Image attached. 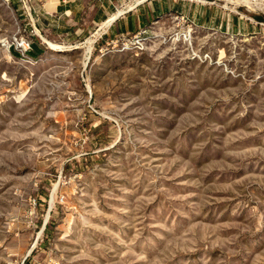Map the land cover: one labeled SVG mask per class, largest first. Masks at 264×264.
I'll return each mask as SVG.
<instances>
[{"label":"rangeland","instance_id":"obj_1","mask_svg":"<svg viewBox=\"0 0 264 264\" xmlns=\"http://www.w3.org/2000/svg\"><path fill=\"white\" fill-rule=\"evenodd\" d=\"M16 6L0 0V264H264V14L189 36L164 18L140 50L30 36L26 63Z\"/></svg>","mask_w":264,"mask_h":264},{"label":"crops","instance_id":"obj_2","mask_svg":"<svg viewBox=\"0 0 264 264\" xmlns=\"http://www.w3.org/2000/svg\"><path fill=\"white\" fill-rule=\"evenodd\" d=\"M13 4L19 9L16 0ZM34 8L32 21L24 18L28 35L38 36L31 34L34 28L43 42L45 39L63 44L81 41L93 34L97 26L100 29L90 38L98 36V39L107 42L119 35L148 30L154 23L160 24L164 18L175 16H184L197 27L235 33L254 28L245 27L239 19L228 22L227 14L217 4L190 0H44ZM44 43H33V57L43 52Z\"/></svg>","mask_w":264,"mask_h":264},{"label":"built area","instance_id":"obj_3","mask_svg":"<svg viewBox=\"0 0 264 264\" xmlns=\"http://www.w3.org/2000/svg\"><path fill=\"white\" fill-rule=\"evenodd\" d=\"M16 1L19 9L18 8L15 9L20 10L21 15L24 16V18H28L29 21H32L33 14L35 12V8H34L35 5L41 4L44 0H16ZM61 1L67 2L69 0H61ZM198 1L203 4H209V5L216 4L215 0H198ZM3 2L7 5L12 4L13 6H15L13 4V0H3ZM219 2H222L220 6L221 9L228 11L229 13L233 12L239 14L238 12L239 9L243 8L250 12H257L264 14V0H219ZM174 19L181 23H186V34L189 36L190 32L193 30V27L195 26L194 23L188 20L184 16H175ZM257 24H261V23H257ZM99 29L100 26H97L96 30L90 36H93L95 32L98 31ZM144 33L145 30L133 35H119L115 39H111L105 42V45L107 47L110 46L111 49L118 48L119 51L129 50V46H134L136 49L140 50L142 48V45L144 44L143 39L141 38V35H143ZM31 34L39 36L38 31H36L34 28L32 29ZM28 37H20L18 39H15L12 45L16 54L23 62L31 63L35 61L36 57H32L30 55L32 40H30V35H28Z\"/></svg>","mask_w":264,"mask_h":264},{"label":"bare ground","instance_id":"obj_4","mask_svg":"<svg viewBox=\"0 0 264 264\" xmlns=\"http://www.w3.org/2000/svg\"><path fill=\"white\" fill-rule=\"evenodd\" d=\"M44 42L46 43V45L48 46L49 49L54 50V51H61L64 49V46L58 43H53L50 42L48 40L44 39ZM90 50V46L87 48V51Z\"/></svg>","mask_w":264,"mask_h":264},{"label":"trees","instance_id":"obj_5","mask_svg":"<svg viewBox=\"0 0 264 264\" xmlns=\"http://www.w3.org/2000/svg\"><path fill=\"white\" fill-rule=\"evenodd\" d=\"M33 43H34V41H32V45H31V52H33L34 51V49H33ZM31 52H30V55H31ZM11 53H12V55L13 56H16V53H15V51H11ZM36 54H38V53H36ZM32 56V55H31ZM38 56V55H37ZM33 57V56H32Z\"/></svg>","mask_w":264,"mask_h":264}]
</instances>
